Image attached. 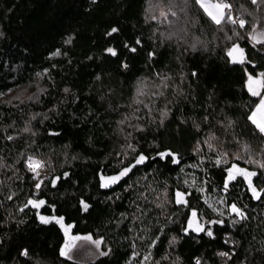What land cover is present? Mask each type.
Listing matches in <instances>:
<instances>
[{"label": "trees", "instance_id": "obj_1", "mask_svg": "<svg viewBox=\"0 0 264 264\" xmlns=\"http://www.w3.org/2000/svg\"><path fill=\"white\" fill-rule=\"evenodd\" d=\"M233 1L244 29L220 31L195 0H0V264H145L171 220L147 264H264V192L254 198L242 176L224 191L232 164L264 189V135L249 119L260 97L247 87L264 73V44L251 38L264 39V2ZM233 44L245 63H231ZM141 153L146 165L102 189L100 173ZM29 156L48 170L39 190ZM177 191L191 193L187 205ZM193 210L212 237L185 233ZM88 236L107 255H61Z\"/></svg>", "mask_w": 264, "mask_h": 264}, {"label": "snow or ice", "instance_id": "obj_2", "mask_svg": "<svg viewBox=\"0 0 264 264\" xmlns=\"http://www.w3.org/2000/svg\"><path fill=\"white\" fill-rule=\"evenodd\" d=\"M261 2H264V0H261ZM195 3L198 4L200 6L201 9H203L204 13L208 16V18L211 20V22L213 24H215L220 31H224L225 30V26L226 25H238L240 29H244L246 26L247 21L243 18H239V17H234L232 15V10H233V5L231 3L226 2V0H217V2H208L206 3L205 0H195ZM252 4H257L258 0H251ZM185 4H187V0H185ZM172 15H176L175 12H172ZM160 16L167 19L168 13L165 12L164 10L160 11ZM153 19H156V17H153ZM117 29L113 28L112 32H116ZM233 33L237 36L240 35L239 32L235 31V28L232 29ZM111 34V33H109ZM261 36H264V33L260 34ZM253 40H255L257 43H262L264 44V39H258L257 36H252L251 37ZM228 39H231V37H228ZM137 43H139V41H137ZM133 51H135V49H132ZM107 51L109 53H111L112 55H116L115 51L112 48L107 49ZM227 56L231 58V62L232 63H240L243 64L245 63V57H244V49L241 48L238 44H233V46L227 50ZM56 55H59V52L56 53ZM247 87H248V91L249 93H251L252 96L254 97H260L259 103L256 105V109L255 111H253L252 115L249 116V119L252 121V123L256 126V128L259 130V132L264 135V95H262L261 93V89H264V73L260 74V78H253L251 75L248 76V83H247ZM65 91H68L67 89H65ZM143 88L142 87H138L137 88V95H143ZM137 103H140V101L138 100ZM260 114V119H257V115ZM25 131H28V129H25ZM9 140L13 139V137L9 136L8 137ZM208 147L210 149L213 148V145L211 143H208ZM160 156V158H165L167 156H172L173 157V162L174 163H179V161L176 159V157L174 156V154L170 153V152H163V153H159L158 154ZM227 153H222L221 154V159H217L215 161V163L217 165L221 164L222 162H226L223 161V157L227 156ZM242 157L240 155H236L235 159H241ZM146 160V157L144 155H139V157L136 159V164H142L144 163ZM251 163H259L257 161H249ZM26 166L28 167V170L32 173H34V178L38 179L40 176V169L44 167L43 162L34 159L33 157L29 156L27 158L26 161ZM259 166L261 168H264V163H259ZM134 167V165H133ZM131 171V168H124L117 176H112V177H108L107 180L114 184L117 183L122 177L126 176L128 174V172ZM226 178H225V183H224V191H227L228 189V185L231 181L235 180L237 176H242L244 178V180L247 182L249 189L252 192V196L256 199H260L261 196V192H264V189L261 190H257L256 187L253 186L252 183V177L256 176L257 173L256 172H251L248 171L246 169L240 168L238 165L236 164H232L229 168H227L226 170ZM43 183L42 180L38 179V182L35 184V188L37 190L40 189L41 184ZM53 184H55V180L52 181ZM102 187H108L110 186L109 183H102L101 185ZM202 191V190H201ZM14 195V194H13ZM187 195H191V193H184V192H180L177 191L175 193V202L177 204H184L187 205V200L185 199V197ZM8 199H12V196H9ZM46 202L44 200H33V199H29L27 201V204L25 205L26 207L28 205H31L34 208H40L41 206H43ZM82 204H84L83 201H81ZM88 205L84 204V208L87 209ZM229 210L230 213H234L236 216L240 217V219H246L247 217L245 216L244 212L242 211V209L238 208L236 204H231L229 206ZM197 212L195 210H193L191 212V217L188 221V227L185 229V233H187V231L189 229H192L193 231H197V232H204L206 231V234L209 237L213 236V232L210 228L205 229L204 225L201 224L197 219ZM40 220L42 223H48L49 219L44 217V216H40ZM63 218H59L56 222L61 224V226H63L62 224ZM239 221L233 220V224L238 223ZM195 223V227H193V224ZM208 224H222L223 221L219 220V221H208ZM65 233L67 234V229H65ZM74 239H80V237H75ZM85 240H91V242L95 245V247L97 249H99L100 245L103 243L102 240H92V238L90 236L88 237H84ZM71 245L69 244H65L64 248L61 249V255L62 256H68V253L71 249ZM24 255H27V253H23ZM101 255H107L106 252H101ZM220 256L222 257H228L229 259L231 258L229 256V253L226 252H221L219 253ZM71 258V257H69ZM145 260L148 259V257L144 258ZM197 264H200L199 261H197Z\"/></svg>", "mask_w": 264, "mask_h": 264}, {"label": "rangeland", "instance_id": "obj_3", "mask_svg": "<svg viewBox=\"0 0 264 264\" xmlns=\"http://www.w3.org/2000/svg\"><path fill=\"white\" fill-rule=\"evenodd\" d=\"M206 3L208 2H217V0H205ZM234 3V2H233ZM233 9H234V6H233ZM234 17H237V15L235 14L234 12ZM30 93V90H25L24 93L21 94V96H28ZM264 95V94H263ZM16 97L17 95L14 94L10 97ZM259 103V102H258ZM256 109V106L254 108L253 111H255ZM253 113V112H252ZM252 115V114H251ZM261 117H260V114L257 115V119L259 120ZM43 168H46V165L44 164V167ZM43 168H41L39 171H40V176L39 177H43L42 173H43ZM44 178V177H43ZM174 225V220H171L169 225L163 230V232L160 234V236L158 237V239L155 241V243L153 244V246L151 247L150 251L144 256L145 257H148L147 260H145L143 258V261L145 264L149 263L153 257H154V251H155V248L158 247L163 241H164V238L165 236L168 235V229L170 227H172ZM92 240H95V239H92ZM65 244H69L71 245V249L68 253L69 256H74L78 259H81V260H89L90 258H94L95 256H97L99 253H100V247L99 249H97L95 247V245L91 242V240H85L84 238H80V239H69ZM65 246V245H64ZM101 246V245H100Z\"/></svg>", "mask_w": 264, "mask_h": 264}, {"label": "water", "instance_id": "obj_4", "mask_svg": "<svg viewBox=\"0 0 264 264\" xmlns=\"http://www.w3.org/2000/svg\"><path fill=\"white\" fill-rule=\"evenodd\" d=\"M244 55H245V50H244ZM229 59L231 60V58L229 57ZM232 63V62H231ZM233 65H241L240 63H232ZM142 155H144L145 157H146V160H145V162L144 163H142V164H136V160L132 163V164H130V165H128V166H126V167H124V168H131V171H129L128 172V174L126 175V176H124V177H122L117 183H114V184H112V183H110L108 180H107V178L108 177H112V176H117L124 168H122L119 172H117V173H113V174H102V173H100V184L102 185V183H109V185L110 186H108V187H102V189H111V188H113V187H116V186H118L122 181H124L125 179H127L133 172H134V170L136 169V168H139V167H142V166H144V165H146L147 163H148V161H149V157L148 156H146L145 154H143V153H141ZM140 154V155H141ZM138 157H139V155H138ZM137 157V158H138ZM136 158V159H137ZM177 158V157H176ZM133 165H134V167H133Z\"/></svg>", "mask_w": 264, "mask_h": 264}, {"label": "built area", "instance_id": "obj_5", "mask_svg": "<svg viewBox=\"0 0 264 264\" xmlns=\"http://www.w3.org/2000/svg\"><path fill=\"white\" fill-rule=\"evenodd\" d=\"M226 2H228V3H231L233 6H234V1L233 0H231V1H226ZM232 15L234 16V9L232 10ZM43 173H42V175H43V177H46L47 175H48V170H47V168H43Z\"/></svg>", "mask_w": 264, "mask_h": 264}]
</instances>
